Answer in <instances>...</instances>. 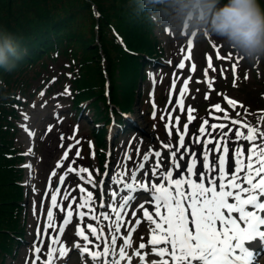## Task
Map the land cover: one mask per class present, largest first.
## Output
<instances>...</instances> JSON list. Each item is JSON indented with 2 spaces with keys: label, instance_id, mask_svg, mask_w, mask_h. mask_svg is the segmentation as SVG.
<instances>
[{
  "label": "snow or ice",
  "instance_id": "6c2138e0",
  "mask_svg": "<svg viewBox=\"0 0 264 264\" xmlns=\"http://www.w3.org/2000/svg\"><path fill=\"white\" fill-rule=\"evenodd\" d=\"M189 47H191V44ZM177 67L181 69L185 67L183 60ZM209 69L215 71L211 57H208V66L204 70L206 77ZM195 70L196 66L193 64L190 71L194 72ZM190 79L191 77L184 81L183 87L180 89V97L176 100V104L181 110H183V96L188 91ZM208 82L211 84V81ZM173 87H175V81H173ZM65 94H67V89H65ZM228 102L233 106L235 105L234 101L229 100ZM214 107L217 111H222L219 105H215ZM191 111L189 109V121L194 119L191 116ZM206 123L207 121H205ZM232 123H238V121H232ZM211 127L213 129L219 127L221 129L219 135L223 138V143L217 142L215 145V150L223 153V155L217 157L219 161V176L209 177V185H216L217 179L220 180L218 185L219 191H217L216 187H205L202 182L205 176H208V173L212 171L208 163L210 150L207 149V145L211 144L212 140H207L205 141L206 150L203 153V167L205 171L199 172L198 175L194 172L195 160L187 166V172L197 175V179L201 181L200 183H197L195 180H184L181 178L170 181L167 188L163 184L152 185L155 200L154 215L159 217L160 221L167 225V228L164 229L161 224L157 223L156 229H160L163 235L160 237L153 236L150 243L152 246L161 243L165 245L170 244L176 264H239V262H242V264H253V261H256L258 264L259 252L250 250V244L251 242H264V215L259 214L264 213V202H261L260 199L264 197V142L260 144L255 143L257 136L264 141V131L258 132L255 127L245 124L244 127L248 129L247 135L241 131L235 132L236 141L244 140L251 143V146L247 149L249 153L248 162L245 164L241 159L243 151L237 147L234 152L236 157L235 169L231 181L225 184L223 181L226 176L225 163L229 152L228 140L230 138L228 137V133L223 131L226 125H211ZM184 129L186 132L187 124L184 125ZM199 131L203 134L205 132L204 127L202 126ZM179 144L181 147H184L183 135L179 137ZM165 147L171 150V145H165ZM175 154V151H172L173 165L179 167L175 163ZM77 155H79L78 152ZM156 155L159 156L160 153L157 152ZM65 158H67V153H65ZM147 159L148 156L145 155V160ZM213 164H215V161H213ZM28 167L31 166L28 165ZM240 173H243V175H239ZM171 175V172L162 174L164 179L170 178ZM153 177L155 178V172H153ZM133 179H135V174H133ZM60 180L63 182L64 177L61 176ZM89 182L91 183V181ZM116 182L120 183L119 180ZM182 184H188L192 191L186 195L182 190ZM172 185H175V194L170 190ZM139 187L143 188L144 185L141 184ZM125 189L128 192L136 191L133 183L122 184V190ZM58 191L59 188H57ZM115 195V193H112L113 197ZM91 198L92 193L88 192L87 198L83 199V202L78 207H88ZM229 198L233 202L230 203ZM64 199H68V197L65 196ZM133 199V196H127L119 205L120 209L126 208ZM184 201H187V207L190 209L191 220L186 215ZM247 206H251L253 210H247ZM54 207H58L57 195L55 193L51 196V207L47 212L49 223L45 225V232H47L48 228L52 227L54 216L52 208ZM101 207H105V205H101ZM162 207L166 209V215H161ZM61 210L63 211V209ZM112 211L116 217L113 231L119 232L121 212H117L115 208ZM234 213H238V216L234 217ZM71 215V204H69L68 217H71ZM80 215L83 216L84 213H80ZM145 216L149 220L152 219V215L147 211H145ZM103 218L107 219L108 217L104 216ZM92 219H96V217H92ZM217 222L222 226L220 230H217L215 227ZM65 223H67V219H65ZM189 223L194 226L192 229L189 228ZM78 234L82 235V233ZM93 235H95V229H93ZM84 239L87 240V236H84ZM117 239V236H113L111 240L113 246L116 244ZM140 247L143 248L144 245L141 244ZM34 251L39 253L41 249L36 247ZM87 251L88 249L85 247L84 252ZM104 254L110 256L111 259L105 262L102 257L98 258L96 255H92L93 264H118L116 253L110 252L108 248H105ZM159 254L164 255V250H161ZM118 255L120 257L124 256L123 248L120 249Z\"/></svg>",
  "mask_w": 264,
  "mask_h": 264
},
{
  "label": "trees",
  "instance_id": "16d2710c",
  "mask_svg": "<svg viewBox=\"0 0 264 264\" xmlns=\"http://www.w3.org/2000/svg\"><path fill=\"white\" fill-rule=\"evenodd\" d=\"M15 1L16 0H6L8 6L10 4H14ZM35 1L31 3L32 11L35 10V17L33 19H29V21L27 22L28 25H20V27L22 28L21 33L14 29L12 25L14 23H11L10 20H7L11 16V14L6 17V23L4 24V27L0 28V46L4 45L6 39L2 32L7 30L6 32L10 33L13 37V44L18 45V47L26 45L28 47V55H35L36 47L46 48L47 46L53 44L51 40L47 39L48 33L55 32L57 36L60 31L68 27L71 31L72 28L70 24L76 16V11L74 9H71V0H42L41 6L37 9L35 7ZM88 1L90 0H79L77 5L81 9L87 8L88 10ZM106 1H108V3H106ZM95 2L98 4L102 12L100 33L101 35H103L101 36V43L104 47V50L106 40L104 36L106 34L107 22L111 18H114L119 26L118 28L125 35L130 47L136 50L142 49L148 52L152 51L153 47L147 44L146 38L141 32L142 27L137 20L138 17L134 8V6L137 4L135 0H95ZM260 2L264 8V1ZM59 10H63V16L60 15ZM17 12L18 10L16 11V13ZM28 14V9H25L24 11H22V13L20 12V17L24 18ZM122 15H126L127 19L123 20ZM127 21H131L133 24L129 25ZM69 37H71L72 39L74 38L75 41H79L83 46L84 52L93 56L92 59L98 56L99 47L96 44H93L94 33L91 39H83L80 35H78V33H70ZM56 39L57 42H62V39L60 37L57 36ZM92 45L94 46V48ZM89 46L92 47L86 49V47ZM19 55L21 56V53ZM21 58L26 59V57L24 56H21ZM128 61L132 62L133 65L131 67H123L120 65L118 69V75L116 76V82H114L112 86L113 97L115 99L119 98L118 102L124 109H126L131 103L132 88L134 87L136 76L138 75V65H140L141 63L137 58H135V61L133 59H129ZM114 70V68H111L112 74H114ZM93 81V75L83 77V87H87L89 84H92ZM89 95L90 93L86 92L83 94V97ZM0 159H2L1 153ZM5 173H7V170L5 169L3 164L0 163V246L2 247L4 236H6V233L2 230L1 225L5 226L6 228H12L13 222L10 209L16 204L15 200L20 196L19 191L14 189L13 184L6 177ZM6 216L8 217V220L7 218H5Z\"/></svg>",
  "mask_w": 264,
  "mask_h": 264
},
{
  "label": "rangeland",
  "instance_id": "374dc122",
  "mask_svg": "<svg viewBox=\"0 0 264 264\" xmlns=\"http://www.w3.org/2000/svg\"><path fill=\"white\" fill-rule=\"evenodd\" d=\"M35 1V0H16L14 2V4H10L8 6V3L6 2V0H0V28L4 27V24L6 23V17L11 14V16L7 19L10 20L14 29L17 30L18 32H22V28L20 27V25L25 24L28 25L27 22L29 21V19H33L35 17V10L32 11L31 8V3ZM79 0H71V9H74L76 11V15H77V19L75 20V22L71 25V28L73 30L80 28L81 31H86L87 27L89 26V21L86 19L87 17H89L88 15V10L87 8L81 9L77 4H78ZM106 3H108V1H106ZM25 4V5H24ZM42 4V0H36L35 1V7L36 9L39 8ZM118 4V3H117ZM120 5V3H119ZM25 9H28L29 14L27 16L20 17V12L22 13V11H24ZM18 10V12L16 13V11ZM63 10H59V13L61 16H63ZM123 20H126L127 17L126 15H122ZM79 22H81V24H79ZM126 22V21H125ZM127 23L133 24L131 21H127ZM6 29V27H5ZM7 31V30H5ZM186 37V36H185ZM184 37V40H185ZM108 43L109 46V54L111 56H114L115 53L111 50V46ZM75 45L77 47V50L79 49L80 51H78V53L84 57L83 54V48L81 46V44H79L78 42H75ZM223 45L224 47L228 48L229 46L223 41ZM93 46V45H92ZM86 47V49H89L90 47ZM94 48V46H93ZM136 48V47H135ZM203 48V45L201 42H198L195 46V49L193 50V58H197V60L199 62L202 63V58H201V50ZM205 49V47L203 48ZM100 53V51H99ZM89 56V55H88ZM96 60V59H94ZM96 63H98V61H95ZM104 61H99V65H103ZM250 63L249 61L243 59L242 64L246 65ZM188 64V61H187ZM262 64H264V61L262 62ZM98 66V64H97ZM85 70V68H83ZM100 70V69H99ZM91 71V70H90ZM7 72V73H6ZM17 73L14 72L13 67H11L9 70L5 67L1 68L0 70V128L5 126V121H6V116L4 115L5 113V106L7 104V102H9L12 98V93L15 92L17 85H15V75ZM255 78L257 79V75H254ZM99 79H102V75L99 74ZM264 88V84H262L261 89ZM103 90V99H101L103 107L104 103L107 102L110 99V96H108V92L106 91V87L100 85V87H95V92L97 93L98 91ZM230 92H232L233 94H235L237 96V98H241V99H246L247 97H245V95L237 90H227L226 91V95H228ZM48 100V99H47ZM249 103V102H247ZM130 109V108H129ZM128 109V110H129ZM130 112L133 113V116L137 119V123H145L146 119H144L141 116V111L139 110V107H132V110H130ZM33 114L31 113H27L26 112V116L28 119H30V117ZM43 116L40 115L37 117V119H40ZM141 118L143 119V121L141 120ZM20 123L19 119L17 121ZM18 126V125H17ZM102 129L105 130L104 134V138H103V142L102 144L99 145V152L103 153V157L104 159H109L108 157H106V152L109 151V143L110 140L108 139L109 135L111 136L112 131H114L117 127L116 125H111V124H106V122H104V127H100ZM30 137L33 140V134L30 135ZM0 138H1V130H0ZM24 140H28V137L25 136L23 134V132L21 130L18 129V136H17V144L22 145ZM75 139V136L71 135V125L67 124V123H63V124H55L54 125V129L50 132H44L42 134H39L37 137L38 140V145H37V149L36 151L33 152V155L35 153V156L31 158V162H32V166H33V171L30 175H32V178L30 179L29 184L32 182L33 185V189L35 190H42L43 187V180L45 178V176L47 175V173L51 170V169H55V163L57 161L60 160L61 158V154L64 150V148L70 144L73 140ZM15 144V139L13 140V145H17ZM3 146V144L0 145V148ZM117 149H120V147L118 146ZM63 162V166L60 169H55L57 171V173H60L62 171H65L67 168H69L70 166H76L78 167L77 170H83V171H90L94 168V170L96 171L100 166L102 165H98L96 160L94 161L93 165H89L88 163H86L85 161H82L81 164H79L78 161V155H77V147H74L72 150L69 151L68 157L66 160H62ZM71 189H69V182H67L64 186V188L61 191L60 194V205H61V209H65L66 206L68 205V201L70 199H73L74 201H77L76 195L73 193L72 195H69V191ZM67 196L68 199H64V197ZM37 200L39 198V196L35 197ZM59 214L61 215V211L59 210Z\"/></svg>",
  "mask_w": 264,
  "mask_h": 264
},
{
  "label": "clouds",
  "instance_id": "9594fccd",
  "mask_svg": "<svg viewBox=\"0 0 264 264\" xmlns=\"http://www.w3.org/2000/svg\"><path fill=\"white\" fill-rule=\"evenodd\" d=\"M162 5L161 14L177 31L215 36L243 59L264 58V8L258 0H149ZM0 46V65L9 63V54L18 56V45L10 33ZM14 63V61H11Z\"/></svg>",
  "mask_w": 264,
  "mask_h": 264
},
{
  "label": "bare ground",
  "instance_id": "6f19581e",
  "mask_svg": "<svg viewBox=\"0 0 264 264\" xmlns=\"http://www.w3.org/2000/svg\"><path fill=\"white\" fill-rule=\"evenodd\" d=\"M257 251H258V248H256L255 252H257Z\"/></svg>",
  "mask_w": 264,
  "mask_h": 264
}]
</instances>
